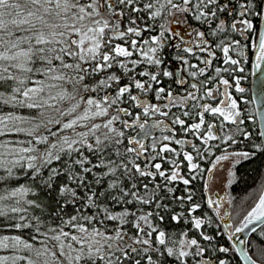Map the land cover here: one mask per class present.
Instances as JSON below:
<instances>
[{
  "label": "snow or ice",
  "instance_id": "snow-or-ice-1",
  "mask_svg": "<svg viewBox=\"0 0 264 264\" xmlns=\"http://www.w3.org/2000/svg\"><path fill=\"white\" fill-rule=\"evenodd\" d=\"M262 25L264 0H0V264H258L264 191L232 223L204 209L232 205L214 170L227 189L264 154L240 103L250 50L264 106Z\"/></svg>",
  "mask_w": 264,
  "mask_h": 264
},
{
  "label": "trees",
  "instance_id": "trees-1",
  "mask_svg": "<svg viewBox=\"0 0 264 264\" xmlns=\"http://www.w3.org/2000/svg\"><path fill=\"white\" fill-rule=\"evenodd\" d=\"M190 23H194V22L190 21ZM145 37H147V34H145ZM166 53H167V58L169 60H171L172 57L177 55V51L173 50V49H169V47L166 48ZM181 54H183V53H181ZM250 54H251V51L249 52V54H247V55H249V63L244 65V67H245L244 76L246 77V79H244L242 81V86L245 87V89H246L244 96L248 100V102L245 103L244 100H241L240 103H241L242 108L244 109V113L248 116L254 117V119H252V120L245 118L244 126L247 130L255 133L259 130V128H258L256 116H255L254 109L252 107V103H251V99H250V86H249L250 81H251V73H250L251 72V56H250ZM175 67H176V63L174 61L170 65V70H175ZM166 83H171V81H168V82L166 81ZM233 94H234V96H237V97L240 96L239 93L233 92ZM153 102H155V101H153ZM206 119L208 120L209 123L215 122L213 119H211L209 117H206ZM132 134L135 135L136 132H133ZM164 134H167V133H164ZM160 135H157L156 137H158ZM180 135H182V134H180ZM178 138H179V136H178ZM189 138H191V137H189ZM151 139H149L148 142H151ZM192 139L194 140V138H192ZM194 142L198 143V141H195V140H194ZM247 143H248L247 141H244L241 138V142H239V144L237 145V148L241 149V150H248ZM172 146L176 147L179 150V146H177V145H172ZM219 153H220V151H215L213 157H210L209 160L201 162V166L205 169H208L210 167L211 162L214 160L215 155H218ZM180 159H182V156L180 157ZM168 167H169V165L165 164V168H168ZM184 171L186 172V168L184 169ZM236 174H237V179H236L237 181L235 182V184L232 185L231 192L236 197L237 196L238 197L244 196L252 188V186H256L257 184H260L264 181V154L257 153V155L255 157L241 162L236 169ZM17 176L19 179V183H26L27 182L22 174L18 173ZM204 182H205V180H200V181L194 182L196 184V194L198 197L203 195ZM13 186H16V185H13ZM180 187L182 188L183 185H180ZM41 198L44 199L45 202H47L46 197L42 196ZM117 210H119V209H117ZM204 210H205V212L208 213V215L210 217H212L213 222L216 223L215 219L213 218V214H211L207 210L206 206H205ZM37 214H39V213H37ZM162 227H164V225H162ZM183 227H184L183 224L177 226L174 223H169L166 226L165 230L168 232H178ZM0 234H19V233L18 232H11V231L5 229V231L3 233H0ZM221 242H225V241L222 240ZM255 244H259V245L261 244L262 250H264V237L260 236V230L258 232H256V234L252 238V246L254 247Z\"/></svg>",
  "mask_w": 264,
  "mask_h": 264
},
{
  "label": "rangeland",
  "instance_id": "rangeland-1",
  "mask_svg": "<svg viewBox=\"0 0 264 264\" xmlns=\"http://www.w3.org/2000/svg\"><path fill=\"white\" fill-rule=\"evenodd\" d=\"M181 27H183V25H181ZM194 39H195V36H194L193 33H184L183 36H182V38L181 37H177L175 40H170L168 47H169V49L175 50L171 46L172 44H174V43H181V44H183V42H185V41L194 40ZM249 52H250V50H246V55L249 54ZM218 55H219V53H218ZM247 56L249 58V55H247ZM250 56H251V72H250L251 73V81H250V85H249L250 86V99H251L252 107L254 109V113H255V116H256L258 128L260 129V124H259V120H258L257 109H256V105H255L254 95H253V91L254 90H253V81L252 80H253L254 54L251 52ZM191 62L192 63H195L196 61L194 59H191ZM175 63L177 64L178 62H175ZM160 134H161V132H158L154 136L156 137L157 135H160ZM154 136L150 137L149 139L153 138ZM238 144L239 143H237L236 145H233V150H235V151H241V149H238L237 148V145ZM218 155H220V153ZM243 161H245V160H243ZM243 161H241V162H243ZM212 162H214V160ZM240 163L236 164L235 167L233 168V171L235 173V176L233 178L232 185L235 184V182L237 181L236 180L237 179L236 169H237V167H238V165ZM224 166L227 167L226 164ZM210 167H211V164H210ZM221 176H223V173L222 172H220L219 170H215L214 171L213 176H212V180L210 182V188H211L210 194H214V193H217V192L220 195L227 194V197L232 200V205L230 206L226 202L223 203L221 205V207L219 208V213H220L219 215H216V213L213 210L208 209L207 207L206 208H207V210L211 214H213V218L215 219L216 223H219L222 226L223 224H222L221 217H223L224 220H227L226 219L227 217L225 216V213H224L225 210L228 209L229 210V213L231 214V217L233 218V219H230L229 216H228V221L230 223L234 222V219L237 218V212H240L241 214H244L245 210H247L249 208V205L254 204V202L258 198V195L260 194V192L261 191H264V181L262 183H260V184H257L258 186L257 185L256 186H252V188L246 193V195L239 196V197L237 196L236 197L231 192L232 185L230 187H228L227 189H225V188H223L221 186V183L222 182H218L216 180V177H221ZM206 178H207V174H206L205 179ZM203 195H205L204 191H203ZM213 198L215 199V195H213ZM263 227H264V225L261 226L257 230V232L259 230H261V228H263ZM255 234L256 233H253L250 236L249 240H248V242H250L249 254L250 255H253V258L254 259H257L258 264H259V258H260V254H261V251H262V245L261 244L260 245L259 244H255L254 247L252 246V238H253V236ZM222 243H224V242H222ZM234 264H243V262L239 258H237L234 261Z\"/></svg>",
  "mask_w": 264,
  "mask_h": 264
},
{
  "label": "water",
  "instance_id": "water-1",
  "mask_svg": "<svg viewBox=\"0 0 264 264\" xmlns=\"http://www.w3.org/2000/svg\"><path fill=\"white\" fill-rule=\"evenodd\" d=\"M262 28H264V25H262L261 26ZM259 74H260V70L259 69H257L256 67H255V64L253 65V95H254V98L257 96V93H258V87H257V85H258V79H259ZM255 105H256V109H257V114H258V120H259V124H260V127H261V125L262 124H264V118H262V117H264V106H261L260 104H259V102L258 101H255ZM151 124V120L149 121V125ZM158 132H160V130L159 129H156V130H154L153 131V133L151 134V136H149L148 138H147V142H148V139L150 138V137H152V136H154L156 133H158ZM215 171V170H214ZM214 173V172H213ZM208 179V177L206 178V180ZM212 180V179H211ZM211 180L209 181V183L211 182ZM208 194H210V192L208 193ZM222 195H224V194H222ZM216 198V197H215ZM226 212H229V210L228 209H226L225 210V212L224 213H226ZM227 218V220H224L223 219V217H221V220H222V224L224 223V222H229L228 221V215H225ZM230 223V222H229ZM261 226H263V225H261ZM260 226V227H261ZM251 227V226H250ZM259 227V228H260ZM258 228V229H259ZM257 229V230H258ZM253 233H251L250 232V230H245V232L244 233H242V234H239V236L242 238V239H244L246 242H248V240H249V238H250V236L252 235Z\"/></svg>",
  "mask_w": 264,
  "mask_h": 264
},
{
  "label": "flooded vegetation",
  "instance_id": "flooded-vegetation-1",
  "mask_svg": "<svg viewBox=\"0 0 264 264\" xmlns=\"http://www.w3.org/2000/svg\"><path fill=\"white\" fill-rule=\"evenodd\" d=\"M183 45V44H182ZM149 141V140H148Z\"/></svg>",
  "mask_w": 264,
  "mask_h": 264
}]
</instances>
